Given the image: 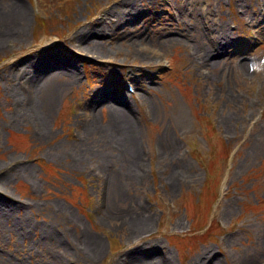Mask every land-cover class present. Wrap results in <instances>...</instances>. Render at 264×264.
Here are the masks:
<instances>
[{
    "label": "rangeland",
    "instance_id": "1",
    "mask_svg": "<svg viewBox=\"0 0 264 264\" xmlns=\"http://www.w3.org/2000/svg\"><path fill=\"white\" fill-rule=\"evenodd\" d=\"M21 4L23 21L0 20V264H264V0H0V14ZM47 56L60 64L44 73Z\"/></svg>",
    "mask_w": 264,
    "mask_h": 264
},
{
    "label": "bare ground",
    "instance_id": "2",
    "mask_svg": "<svg viewBox=\"0 0 264 264\" xmlns=\"http://www.w3.org/2000/svg\"><path fill=\"white\" fill-rule=\"evenodd\" d=\"M136 8H137L136 10L131 11V12L129 11V13L126 10L122 9L118 13V19L110 17L109 11L105 10L104 12H102L100 14V16H98V20L99 21H101V20H104V21L100 22L93 29H88L86 32H82L81 34H83V35L87 34L89 36H96V35L97 36H101L103 34H108L109 30L111 28L115 27L117 24L124 23V22H127L129 20H133L134 18H136V16L138 15V13L140 11V9L138 7H136ZM26 16H27V9H26V7L24 5L21 4L20 6H17L13 10V12H9V15L7 14V12H6V14H0V18H1L0 20L4 21L8 25H11V26L14 25L15 26L16 25L15 22L23 21L26 18ZM12 29H13V27H12ZM186 32L185 33L181 32L180 34H179V32H177V35H173L172 38H176V36H178V34L183 36V37L193 38V36L191 34H189L190 32L189 33H186ZM113 34H117V37H119V36L126 37L127 36V33H125L122 30H120V31L113 30ZM226 35H227V33H226ZM226 35H225V37H226ZM110 38H111V36H110ZM226 38L228 39V36ZM207 39H208V41L205 42ZM225 39H224V41H225ZM217 41H219V39H218V36L216 37V34H214V32L213 33L210 32V31L207 32L206 33V38L205 39L202 38V40L198 41L199 49H200L201 53L206 54L208 56L209 55L212 56L213 54H215L216 51L214 50V46L216 45ZM101 51H103L102 48L98 47V52H101ZM50 59L51 58H48V56H47V58L42 61L43 67H40V68L42 69L41 71H44V73H47L49 70L54 69L55 66L59 67L60 62H59L58 59H55V58H52L51 60ZM29 61L31 62V64L36 63L33 58H29ZM40 68L38 69L37 73L35 72V70H34L35 73L34 72L33 73L30 72L29 75H28V73H26V75H28L31 83H33V85L35 87L37 85L36 80L38 79V78H35V77H37V75L39 73H41L40 72ZM117 101L121 104V105H119V107L121 106V108L124 111L123 112L121 110V108H119L121 111L118 112V113H119V118L121 119V122H123L125 125L123 123L122 124H118L117 123L116 126L121 127L122 128L121 131H124L126 128L128 129L127 125L130 122V119H128V116L130 117L129 100L127 98L123 99V98L119 97V98H117ZM116 111L117 110H115V112L113 111L114 115L118 114V113H116ZM41 118L43 119V115H41ZM45 120H46V114H45ZM85 125H86V130L87 131L91 130L93 125H94V121H92V118H89L88 122H86ZM109 126H110V128L112 130L115 129L114 124L112 122L109 123ZM135 145H136V141L134 140L131 143V146H132L131 150H132V153L134 155H136V147H135ZM127 173L130 174L131 170L128 169ZM120 174L121 173H116L115 174L116 175V180H118V182H119V180L122 177ZM118 182L116 183L115 187L118 186ZM148 218L149 217L147 216L146 219H144L140 224H142L143 226L147 225L148 221H149ZM87 238H88V242L91 244L90 247L94 251L98 252L100 250V247H101V245H100L101 244V240L96 236V234H93V233H89ZM141 260L144 262L147 259H145V256H141Z\"/></svg>",
    "mask_w": 264,
    "mask_h": 264
},
{
    "label": "trees",
    "instance_id": "3",
    "mask_svg": "<svg viewBox=\"0 0 264 264\" xmlns=\"http://www.w3.org/2000/svg\"><path fill=\"white\" fill-rule=\"evenodd\" d=\"M38 21H42V22H45L46 19L44 17H38ZM46 24V23H45ZM42 28H44V23L42 24ZM41 28V30H42Z\"/></svg>",
    "mask_w": 264,
    "mask_h": 264
}]
</instances>
